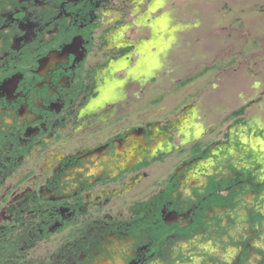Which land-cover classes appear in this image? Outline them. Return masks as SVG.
Returning <instances> with one entry per match:
<instances>
[{
    "label": "flooded vegetation",
    "instance_id": "1",
    "mask_svg": "<svg viewBox=\"0 0 264 264\" xmlns=\"http://www.w3.org/2000/svg\"><path fill=\"white\" fill-rule=\"evenodd\" d=\"M193 2L0 0V264H264L263 128L166 99Z\"/></svg>",
    "mask_w": 264,
    "mask_h": 264
},
{
    "label": "rangeland",
    "instance_id": "2",
    "mask_svg": "<svg viewBox=\"0 0 264 264\" xmlns=\"http://www.w3.org/2000/svg\"><path fill=\"white\" fill-rule=\"evenodd\" d=\"M195 3L177 9L171 22L173 79L192 81L169 90L166 99L172 101V111L190 101L201 129L244 103L241 116L264 132V0ZM53 249L48 242L39 243L29 256H44Z\"/></svg>",
    "mask_w": 264,
    "mask_h": 264
},
{
    "label": "trees",
    "instance_id": "3",
    "mask_svg": "<svg viewBox=\"0 0 264 264\" xmlns=\"http://www.w3.org/2000/svg\"><path fill=\"white\" fill-rule=\"evenodd\" d=\"M244 109H245V106L240 107L239 109H237V110L235 111V114H236V113H242V112L244 111Z\"/></svg>",
    "mask_w": 264,
    "mask_h": 264
}]
</instances>
